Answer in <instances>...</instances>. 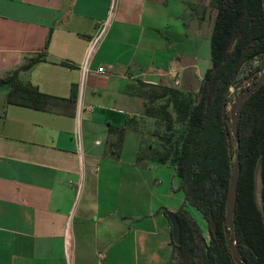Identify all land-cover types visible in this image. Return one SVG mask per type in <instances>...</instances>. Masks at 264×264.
<instances>
[{
	"label": "crops",
	"instance_id": "obj_1",
	"mask_svg": "<svg viewBox=\"0 0 264 264\" xmlns=\"http://www.w3.org/2000/svg\"><path fill=\"white\" fill-rule=\"evenodd\" d=\"M110 5L0 0V79L67 100L35 110L9 104L11 87L0 86V264H68L67 241L73 264L172 261L164 210L176 212L184 193L173 167L148 156L140 94L198 92L216 11L210 0H118L82 87ZM133 117L137 129L126 124Z\"/></svg>",
	"mask_w": 264,
	"mask_h": 264
},
{
	"label": "trees",
	"instance_id": "obj_2",
	"mask_svg": "<svg viewBox=\"0 0 264 264\" xmlns=\"http://www.w3.org/2000/svg\"><path fill=\"white\" fill-rule=\"evenodd\" d=\"M210 6L216 11L210 37L211 67L203 76L199 95L159 88V93L149 97L152 105L150 102L145 107V117L154 122L162 120L165 126L160 137L162 151L151 150L148 156L173 167L184 193V204L174 212L181 239L179 245L171 239L170 264H236L226 245L224 224L236 148L227 106L233 98L230 88L236 84L242 68L264 56V8L262 0H210ZM37 61L40 58L34 60ZM258 70L263 73L255 80ZM251 75L255 81L245 92L264 75V66L256 67L247 78ZM7 84L11 87L7 95L9 104L45 111L67 101L43 94L16 77L0 79V86ZM75 98L74 88L72 100ZM163 99V103L153 106ZM236 115L240 177L233 216L234 241L246 264H264V78ZM137 123L135 117L126 122L133 129H137ZM117 131L121 138L124 129ZM186 206L198 211L206 222L207 241ZM168 213L165 209L166 217Z\"/></svg>",
	"mask_w": 264,
	"mask_h": 264
},
{
	"label": "water",
	"instance_id": "obj_3",
	"mask_svg": "<svg viewBox=\"0 0 264 264\" xmlns=\"http://www.w3.org/2000/svg\"><path fill=\"white\" fill-rule=\"evenodd\" d=\"M262 6L264 8V0H262ZM254 75L249 76L245 82L252 80ZM264 75L254 84L248 91L242 94L237 101L230 107V130L231 135L235 141L236 148L233 153V167L232 172L229 179L228 185V192L226 197V204H225V241L228 250L231 252L232 258L236 264H246L242 256L240 255L239 249L234 241V224H233V216L236 210V203H237V187L238 181L240 177V160H239V153H240V142L238 137V126H237V115L236 111L240 108L243 101L246 100L255 89H257L262 80ZM243 87V83L238 84L233 92V97H236L238 91ZM167 219L171 226V236L172 240L176 245L180 244L181 239V230L180 224L176 216L173 212L167 214Z\"/></svg>",
	"mask_w": 264,
	"mask_h": 264
},
{
	"label": "rangeland",
	"instance_id": "obj_4",
	"mask_svg": "<svg viewBox=\"0 0 264 264\" xmlns=\"http://www.w3.org/2000/svg\"><path fill=\"white\" fill-rule=\"evenodd\" d=\"M260 65L264 66V56L253 59L252 61L248 62L242 68V70L239 73V76L237 78L236 84L230 88V94L231 95L233 94L234 89L238 84L243 83V87L238 91L237 96L232 98V100L230 101V103L227 106L228 109H230V107L237 101V99L242 94H244L246 87L251 86L252 82L255 81L257 78H259L262 75L263 70H258L256 75H255L256 76L255 80H253V81L249 80L248 82H245L249 73L252 72L256 67H258ZM144 89L145 90H143V91L141 90L140 97H142L145 100V106H144V114H145V107L148 106L151 102V99L149 100V97L151 98L152 94L159 93L160 90L157 88L150 90V88L147 86H145ZM4 90H5L4 87L0 88V99L3 97ZM197 93L198 92H195L194 94L197 95ZM164 101H165L164 99L160 100V101H156L153 103V106H158V104L160 102L163 103ZM151 105H152V102H151ZM155 122H156V124H155ZM155 122L152 121L151 119H150V122H148V123H145L142 121L141 127L145 131V138H146L145 144H146V146L148 144V147L150 150H156V152H161L162 150H161V146H160V137L163 136V134H164L165 126H164V123L162 122V120H158ZM145 150L147 151V147L145 148ZM259 191H260V183H259V176L257 174V176H256V194H257V196H259ZM187 210L190 213V215L199 224L200 228L202 229L203 236L205 237V240L207 241L208 240L207 225H206V222L203 220L201 214L191 207L187 208Z\"/></svg>",
	"mask_w": 264,
	"mask_h": 264
},
{
	"label": "built area",
	"instance_id": "obj_5",
	"mask_svg": "<svg viewBox=\"0 0 264 264\" xmlns=\"http://www.w3.org/2000/svg\"><path fill=\"white\" fill-rule=\"evenodd\" d=\"M117 3L118 0H111V5L106 20H104L100 24L97 34L90 40L89 49L85 58V62L82 66V87L84 85L85 78L89 71V67L92 62V59L94 58L95 54L97 53L100 46L102 45V43L104 42V40L108 35L109 29L112 25V21L115 16ZM99 72L105 73V69L103 67L99 68ZM78 139H79V135H78ZM73 253H74L73 246H71L67 241L65 247V256L68 264H73Z\"/></svg>",
	"mask_w": 264,
	"mask_h": 264
}]
</instances>
